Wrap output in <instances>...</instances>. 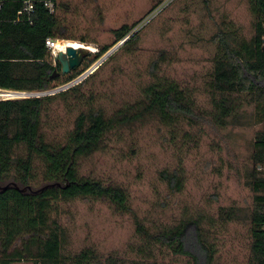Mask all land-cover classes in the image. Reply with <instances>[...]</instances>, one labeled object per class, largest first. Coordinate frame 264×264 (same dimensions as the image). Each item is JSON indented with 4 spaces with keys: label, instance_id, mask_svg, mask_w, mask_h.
Wrapping results in <instances>:
<instances>
[{
    "label": "rangeland",
    "instance_id": "rangeland-1",
    "mask_svg": "<svg viewBox=\"0 0 264 264\" xmlns=\"http://www.w3.org/2000/svg\"><path fill=\"white\" fill-rule=\"evenodd\" d=\"M57 4L56 14L67 36L57 41L88 46L79 69L94 60L84 77L91 75L79 91L46 102L43 129L47 139L64 140L81 110L104 107L112 111L140 99L152 82L176 80L196 98L197 114L182 122L151 115L120 126L109 133L100 149L81 159V171L123 185L133 209L150 230L198 219L206 241L216 250L213 264H248L255 196L247 182L248 172L253 166L254 141L264 123L255 119V103L243 96L237 119L228 118V124L221 126L211 118L210 81L217 45L210 36L222 25L250 39L254 33L250 0H57ZM155 8L153 17L139 24L137 39L126 43L128 36L117 41L116 29L141 21ZM106 45L110 49L95 60ZM155 60L159 61L156 75L152 72ZM52 61L57 66L54 55ZM70 73L60 75L55 83ZM48 91L45 95L63 90ZM8 97L14 96L0 98ZM18 153H25V145ZM36 164L43 168L41 160L36 159ZM175 169L184 173L181 190L172 187L163 174ZM62 205L65 253L90 248L104 261L114 259L120 264H193L190 256L140 234L134 215L119 213L106 200L77 198ZM222 208L239 215L227 219ZM15 262L35 264V259Z\"/></svg>",
    "mask_w": 264,
    "mask_h": 264
},
{
    "label": "trees",
    "instance_id": "trees-1",
    "mask_svg": "<svg viewBox=\"0 0 264 264\" xmlns=\"http://www.w3.org/2000/svg\"><path fill=\"white\" fill-rule=\"evenodd\" d=\"M54 1L58 7L57 0ZM250 3L254 16V33L250 39L239 37L236 28L222 25L210 36L217 45L211 69L214 110L210 116L221 126L228 124V118H238L244 103L241 96L255 103V119L264 123V0H250ZM20 6L17 1L7 0L3 13L13 15ZM139 22L116 29L117 41L128 36L126 43L137 39L139 30L133 29ZM48 37L67 36L58 15L47 10L41 0L35 2L33 23L3 22L0 88L26 92L52 90L79 77L93 62L90 59L83 69L73 68L61 83H55L62 77L51 78V74L61 63L57 61V66L54 65L51 48L46 43ZM109 49L110 46H104L95 60ZM153 66L156 75L159 61H153ZM90 75L56 94L0 98V182L14 180L21 186L51 181L62 184L39 193L22 192L13 186L0 190V264L27 257L35 259V264H120L114 259L104 261L90 248L65 253L67 238L60 220L62 204L88 197L108 201L121 214L132 213L137 231L150 241L190 256L193 264H213L216 250L206 241L198 219L190 218L152 231L133 209L130 194L123 185L81 171V159L100 149L114 129L145 121L151 115L182 122L197 114L196 98L176 80L155 81L145 87L140 99L124 107L112 111L104 107L81 110L64 140L49 141L43 129L46 102L79 91ZM22 145L25 153H18ZM252 157L247 182L255 196L250 211L253 241L248 264H264V129L257 133ZM36 159L41 160L43 168H37ZM163 174L172 187L183 188L181 169ZM222 214L227 219L239 215L226 208H222Z\"/></svg>",
    "mask_w": 264,
    "mask_h": 264
},
{
    "label": "water",
    "instance_id": "water-1",
    "mask_svg": "<svg viewBox=\"0 0 264 264\" xmlns=\"http://www.w3.org/2000/svg\"><path fill=\"white\" fill-rule=\"evenodd\" d=\"M56 40V39H55ZM123 42V41H122ZM121 42V43H122ZM114 49V48H113ZM111 49V50H113ZM88 48L85 46H80L76 47L74 45H69L66 50H59L57 54L55 55V61H59L61 63V70L55 69L54 72L51 74V78H55L59 75L65 74L70 72L73 68L79 67L85 57V55L88 53ZM114 51V50H113ZM111 52V51H110ZM109 52V53H110ZM108 53V54H109ZM91 69L86 70L82 75L79 77L75 78L71 82L67 83L63 87L60 88H54L52 91H59V90H64L70 86H72L74 83L78 82L81 80L85 75H87ZM50 91H41V92H26V91H15L12 96H19V97H26V96H39V95H45ZM60 181H51V182H46L40 187L34 188L32 185H26V186H21L17 181H9L7 183H1L0 182V190H5L10 187H16L22 192H26L27 190H30L33 193H39L43 191L44 189L51 187V186H61Z\"/></svg>",
    "mask_w": 264,
    "mask_h": 264
},
{
    "label": "built area",
    "instance_id": "built-area-1",
    "mask_svg": "<svg viewBox=\"0 0 264 264\" xmlns=\"http://www.w3.org/2000/svg\"><path fill=\"white\" fill-rule=\"evenodd\" d=\"M6 1L7 0H0V27L3 24V22H5V21L33 23L36 0H14V1L21 3V6L16 10V12L13 15L3 13L5 11ZM41 1L43 2L44 6L46 7L47 10H49L51 13H56L57 5H56V2L54 0H41ZM157 11H158V9L155 8L148 15H146L147 17L145 16V18L142 19L136 25V27L133 29V31L140 30L138 28L139 24H141V22L143 20L149 21ZM140 26H142V25H140ZM46 43L51 48L52 54L55 56L57 54V52L59 51V50L58 51L56 50L55 39L48 37L46 39ZM14 91L0 88V97H4L7 95L12 96Z\"/></svg>",
    "mask_w": 264,
    "mask_h": 264
},
{
    "label": "bare ground",
    "instance_id": "bare-ground-1",
    "mask_svg": "<svg viewBox=\"0 0 264 264\" xmlns=\"http://www.w3.org/2000/svg\"><path fill=\"white\" fill-rule=\"evenodd\" d=\"M57 40L58 39L55 40L56 50L58 49V47L60 48L59 50H66L69 45H74L76 47H80V46L88 47L87 45H84L83 43H80V44H77V45H75V44H68L67 46H65V42L63 40H59V41H57ZM65 47H66V49H65Z\"/></svg>",
    "mask_w": 264,
    "mask_h": 264
},
{
    "label": "crops",
    "instance_id": "crops-1",
    "mask_svg": "<svg viewBox=\"0 0 264 264\" xmlns=\"http://www.w3.org/2000/svg\"><path fill=\"white\" fill-rule=\"evenodd\" d=\"M14 263H16L15 261H13L11 264H14Z\"/></svg>",
    "mask_w": 264,
    "mask_h": 264
}]
</instances>
